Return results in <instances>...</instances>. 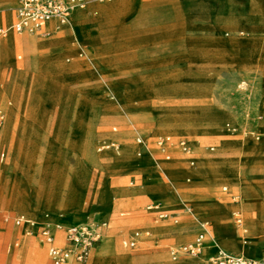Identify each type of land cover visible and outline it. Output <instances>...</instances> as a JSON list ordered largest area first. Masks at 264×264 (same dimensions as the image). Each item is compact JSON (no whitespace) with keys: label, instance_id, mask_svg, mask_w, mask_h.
Returning a JSON list of instances; mask_svg holds the SVG:
<instances>
[{"label":"rangeland","instance_id":"374dc122","mask_svg":"<svg viewBox=\"0 0 264 264\" xmlns=\"http://www.w3.org/2000/svg\"><path fill=\"white\" fill-rule=\"evenodd\" d=\"M74 12L64 26L73 28ZM0 29H4L1 47L12 26ZM104 29H109V34L86 38L79 28H73L74 45L84 48L100 37L97 44H106L104 49L116 42L115 50L99 51L100 47L86 46L78 49L83 56L75 50L59 52L66 66L85 64L78 69L84 73L82 78L36 85L29 113L46 110L41 116L42 124L36 123L33 128L37 132L29 149L17 150L14 143L10 147L2 142L1 131L8 117L5 108L0 107L5 114L0 125V264H41L39 252L48 258L40 232L27 234L26 229L15 223L17 216L32 221L27 213L9 205L19 191L36 194L58 190L64 197L70 185L80 187V211L87 217L85 222L105 223V239L93 248L90 259L96 250L109 247L113 255L124 257L114 264L170 261L167 246H180L201 230L202 220L192 211L196 201L211 199L235 205L238 203L234 198L240 202V196L247 194L243 191L241 195L237 186L217 179L194 184L184 169L192 167L193 161L202 156H246L247 142L260 145L264 141V0H167L136 7L132 14L115 25L109 22ZM114 30L120 34L111 40ZM30 36L41 42L53 35L37 31ZM46 42L37 43L30 51H40ZM51 52L43 50L38 54L40 59L31 58L29 62L35 65L32 71L24 65L32 54L25 48L14 50L25 69L24 79L21 74L12 83L15 86L21 81L20 95L36 75L42 74L41 65ZM0 60L15 63L7 61L1 52ZM8 71V66L0 63V88L8 92L6 107L13 109L17 92L13 88L12 97L9 94ZM179 125L204 131L171 130ZM18 131L16 126L14 133ZM163 136L174 141L165 145L164 150L158 144ZM138 137L142 138L141 143ZM184 138L189 141L186 144L191 146L192 154L182 150L179 142ZM223 141L237 145L222 149ZM131 145L132 151H125ZM139 153L151 158L153 170L141 173L124 168L130 160L141 157ZM158 162H171L176 169L164 174L157 167ZM181 167L184 169L180 170ZM239 178L245 183L264 184V167L243 165ZM172 183L176 185V196L167 201L162 188ZM223 187L227 190L223 191ZM103 194L112 200L113 210L109 215L93 214L90 206ZM36 200L40 202L41 198L36 195ZM42 208L40 214L46 216L50 208L47 201ZM59 208L64 209L65 205L60 204ZM187 208L195 217L181 224L188 226V233L178 235L179 240L186 239L177 243L172 235L178 223L172 214L176 210L187 214ZM240 208L247 214L245 201ZM235 212L238 208L233 206L231 225L227 226L224 220L213 224L214 230L206 238L208 251L221 247L239 252L242 241L249 239L252 250L248 254L254 256L255 236L247 227L240 229V241L236 239L235 228L239 225ZM160 213L168 216L161 218ZM34 221L39 231L46 225L53 231L60 230L57 234L60 246L66 243L64 227L82 224L53 222L50 218ZM162 223L164 228H158ZM136 231L141 235L140 241L130 246L128 240ZM159 255V260H155ZM256 255L264 256V246L257 247Z\"/></svg>","mask_w":264,"mask_h":264},{"label":"crops","instance_id":"0c3cea01","mask_svg":"<svg viewBox=\"0 0 264 264\" xmlns=\"http://www.w3.org/2000/svg\"><path fill=\"white\" fill-rule=\"evenodd\" d=\"M104 1V0H103ZM167 0H140L138 2H135L133 0H114L113 2H100V4H88L87 7L84 10H78L74 13V24H80V23H89L94 22L96 20L97 16H100L102 18H108L110 25H115L121 18H124L134 12L136 7H148L150 5L158 4V3H164ZM169 1V0H168ZM19 5V0H0V28H3L5 26H13V23L16 20V8ZM74 12V11H73ZM72 12V13H73ZM89 13V14H88ZM108 22V23H109ZM40 32L53 35L51 38L38 42L36 38L30 36L32 33L29 32H16L13 30L9 31L8 33V39H5L2 41L0 52L3 57L7 59V61H13L15 63L9 64L4 63L0 60V63L7 65L9 68L8 71V91H10V96L12 97V91L9 88V85L16 82L18 78L23 74V79L25 77V69L23 68V62L20 63L17 61L14 50L17 48H25L29 51V53L32 54L30 58L25 61L24 65L29 66L32 71L35 68V65L33 63H30V59L33 57H38V54H40L43 50H50L52 51L50 55L45 56V61L41 65L43 68L42 74L39 76V82L38 83H47V82H54L58 79H64L67 81L80 79L84 76V73L79 71V67L84 66L85 64H76L75 66H66L64 60H63V54L59 53L61 50L65 52H74L78 51V49H84L87 47H97L99 48V51H112L115 50L117 47L114 43L108 44V48L105 45L97 44L98 39L100 37L96 38L95 40H92V45L86 44L84 48H79L75 46L74 40H73V28L71 26H64L63 24L60 25L57 21H50L46 23L40 30ZM119 32L114 30V33L110 37L112 38L119 36ZM109 38V37H107ZM1 39V35H0ZM25 39H31L35 43H43L46 42L43 46V48L38 52H31L28 48V44H26ZM97 40V41H96ZM86 42V41H85ZM53 50H56V52H53ZM79 56H83V52L80 50L77 52ZM40 59V58H39ZM39 61V60H38ZM43 61V60H42ZM40 61V62H42ZM39 62V63H40ZM77 69V70H75ZM31 71V72H32ZM31 73H29L30 75ZM27 75V76H29ZM4 89V88H1ZM7 91V90H5ZM8 93V92H7ZM4 107V106H3ZM5 108V107H4ZM7 113L6 108L4 109ZM46 109H40L37 110L34 114H30L29 110L27 109H19L14 111L10 115V119L8 118L6 123L7 125V138L5 140L6 145L13 147L15 149L20 148H26L29 149L30 145L32 144V139H34L36 130H33L34 127H36V123H41V116L44 113ZM0 117L2 118L0 125L2 124L5 114L3 111L0 112ZM8 117V115H7ZM159 125V124H158ZM18 126L19 131L15 134L14 128ZM159 128V126H158ZM157 128V129H158ZM264 128V124H263ZM171 130H182V131H188V132H196L200 133L203 132V129L199 128H189L187 126L179 125ZM40 138L42 137V134L39 132ZM138 141V140H137ZM181 141H185L186 143L189 141H186L184 138ZM50 142L52 143L53 140L50 139ZM139 142V141H138ZM174 142V141H173ZM194 145L196 144L195 140L191 141ZM12 143L13 146H12ZM141 143V142H139ZM220 147L222 149L234 147L237 144L235 142H221ZM240 145V144H239ZM245 145V144H244ZM190 148L191 146L188 145ZM182 148V147H181ZM133 149L132 145L127 147L125 151L131 152ZM211 150H214V147L210 148ZM183 150V149H182ZM184 151V150H183ZM244 152L246 156L243 157H224V156H216V157H208V156H202L197 159L196 162L193 161L192 167L189 168H179L180 170H185V174L188 176H191L193 179L194 184H204L206 182H210L212 180L217 179L218 181L225 182L231 185H235L238 187L240 194L242 195V192H246L247 194L245 196H240L241 201L239 202L234 198V201L238 204L235 205H223L216 203L214 200L206 199V200H198L195 203V209H192L194 213L198 215V220H204L209 222V230L210 232H213L214 230V223H219L222 220L225 221V224L227 226L231 225L233 222L231 219V210L233 206L238 208V212H235V221L237 223V216H240L242 219L241 228L240 224L239 226H236V239L240 241L242 237V231L240 229H243L244 227H247L248 232L253 234L255 237L253 241L256 243L255 246V255L254 258H264L263 255H260L257 257L256 255V249L258 246H264V184L260 182H243L239 178V172L242 166H262L264 167V141L261 142L260 145H254L252 143H246V148L244 149ZM142 153H139L138 155L141 156ZM188 154H192L191 152ZM207 162V163H206ZM207 164V165H206ZM210 164V166H209ZM157 167L166 174V172L170 169H173L174 167L171 162H164V163H157ZM126 170L129 172L131 171H138L141 173H144L148 170H153L155 168V164L152 162L151 158L144 154L139 158H135L130 160V162L124 166ZM190 181L191 179H187ZM176 188V185L172 183L171 185H164L162 188L163 192L165 193V199L167 201H171L175 198L174 189ZM227 187H223V191H226ZM30 191L21 192L19 191L18 195L16 196V200L14 202H9V205H13L16 207L19 211L27 213L32 221L36 219H44V218H50L53 222H64V223H83L86 221V215L81 214L80 211V195H81V188L76 185H70V187L67 190V193L64 197L60 194V191L55 190L52 195L49 194V192H43L40 202L36 200V194L29 193ZM45 201L48 202V205H50V208L48 212L50 213V217H46L43 214H40L41 211H43L42 205H44ZM243 201L246 202L247 205V214L244 213L240 206L243 205ZM64 204L65 208L60 209L59 205ZM113 203L109 196L102 195L101 198L97 201L95 205L90 206L92 213H98L100 216L109 215L111 214L113 210ZM181 212V216L179 217L178 226L176 227V231L173 233L172 238L175 239V242L180 243L183 242L186 238H182L179 240L178 235L181 234H187V225H181L183 222L188 220L189 218H194V214L185 213L183 210H176L175 212ZM173 212V213H175ZM67 213V214H65ZM241 213L244 215L242 216ZM22 215H24L22 213ZM20 216L15 217V223L16 219ZM232 221V222H231ZM34 226H30L27 223L21 224L24 229H26V232L28 230H31L32 232H40L39 227L37 226L36 221ZM17 224V223H16ZM180 224V225H179ZM234 224V223H233ZM18 225V224H17ZM160 229H163V223L159 224L157 226ZM55 233V243L57 244V234L61 233L60 230L53 231ZM30 234V233H27ZM196 236V235H195ZM39 237L41 238L40 234ZM141 235L139 232H134L131 237L129 238V245L135 246L140 241ZM195 238V237H194ZM193 238V239H194ZM105 239V236L103 237L102 243ZM191 239L188 242L193 241ZM249 240V239H248ZM41 242L46 245L47 255L48 258L44 255V253L39 252L38 258L40 259L41 264H54L51 260L49 254H48V244H46L42 238ZM134 242V245H131V243ZM243 242V241H242ZM99 243V244H100ZM184 243V244H185ZM243 244V243H242ZM58 245V244H57ZM252 245V244H251ZM60 246V245H58ZM66 243L64 246L65 247ZM177 247L176 245H168L167 246V254L168 258L170 257L169 250L170 248ZM245 249L244 245L242 246L241 251ZM229 252L234 253H240L236 251H230L228 249H225ZM252 250V248H251ZM208 246L206 245L203 251L204 256H210L208 254ZM217 251H215L213 254H215ZM250 253V252H249ZM96 252L93 254L90 261L87 260L85 264H114L122 261L124 259L123 256H116L113 255V253L110 251V248L108 247L106 250L101 251L99 255ZM242 254V253H240ZM159 257L154 258L155 260H159ZM252 258V257H251ZM51 263L49 262V260ZM166 263V262H165Z\"/></svg>","mask_w":264,"mask_h":264},{"label":"built area","instance_id":"2783aa9c","mask_svg":"<svg viewBox=\"0 0 264 264\" xmlns=\"http://www.w3.org/2000/svg\"><path fill=\"white\" fill-rule=\"evenodd\" d=\"M86 0H19L16 8V20L13 23V30L19 33H35L46 23L57 21L60 25L69 22L72 11L76 7L85 5ZM4 29H0V35ZM2 118L0 117V123ZM137 140L142 142V138ZM170 136H163L158 139V144L165 149V145L172 144ZM186 153L191 148L185 141L179 142ZM186 211L192 213L190 208ZM193 214V213H192ZM167 213H160V217H167ZM174 221L178 222L181 212L172 214ZM18 225L27 223L34 226L35 222L23 217L16 219ZM237 223L242 224V219L237 216ZM104 222H84L78 225L64 227L66 246L61 247L55 243V233L48 225L40 230L42 240L48 244V254L54 264H85L89 259L92 250L103 239ZM60 228V226H58ZM200 231L193 241L170 248V261L164 264H264V258H248L240 253L229 252L225 249L218 250L215 254L204 256L206 238L209 230V222H200ZM27 233H31L28 230ZM134 245V242L131 243Z\"/></svg>","mask_w":264,"mask_h":264},{"label":"bare ground","instance_id":"6f19581e","mask_svg":"<svg viewBox=\"0 0 264 264\" xmlns=\"http://www.w3.org/2000/svg\"><path fill=\"white\" fill-rule=\"evenodd\" d=\"M87 1H88V4H91V3H93V4H96V3H94V1L95 0H86V3H85V5H83L82 7H76L73 11H78V10H84L86 7H87ZM100 2L101 1H103V0H99ZM105 1V0H104ZM103 1V2H104ZM97 2H98V0H97ZM87 4V5H86ZM86 6V7H85ZM72 11V12H73ZM74 12V13H75ZM89 14V13H88ZM71 17V16H70ZM69 21H70V19H69ZM109 22V20H108V18H102V17H100V16H97L96 17V20L94 21V22H89V23H80V24H77V25H75L74 24V26H73V28L74 29H78L79 28V30L81 31V33L86 37V38H89V37H95V36H101V34H109V29H104V28H106V26H108V23ZM68 23V22H67ZM73 23H74V18H73ZM71 24V23H70ZM67 25H69V24H67ZM13 28V27H12ZM103 29H104V31H103ZM6 39H8V37L6 38ZM25 41H26V44H28V48L31 50V49H35V47H36V44L37 43H35V42H33L31 39H25ZM90 56V55H89ZM92 56H90V62H92L93 60H92V58H91ZM75 66V65H74ZM80 68V67H79ZM75 70H77V69H75ZM34 75H35V73H34ZM38 82H39V76L38 75H36V77H35V80L34 81H32L31 83H30V86L27 88V90H26V92L24 93V94H22V95H20V91H21V88H22V85H21V81L19 80L18 82H17V85H13V84H10L9 85V88L10 89H13V88H15V92H17L16 93V99H17V104H16V107L15 108H13V109H9V108H7L6 107V104H5V99H6V92H5V90L4 89H1L0 88V107H2V106H4L5 108H6V110H7V115H8V118L10 119V115L14 112V111H16V110H19V109H28L29 108V106H30V103L33 101V98H34V96L36 95V93H37V91L35 90V88L37 87L36 85L38 84ZM8 125V124H7ZM7 125L4 127V129L1 131V140H2V142L4 143L5 142V140H6V138H7ZM83 140H85V139H83ZM118 156V155H117ZM207 163V162H206ZM207 165V164H206ZM209 166H210V164H209ZM54 191L55 190H53L52 191V193H49L50 195H52L53 193H54ZM41 191H38V193H36V195L39 197V198H41ZM46 217H50V214L49 213H47L46 214ZM202 221H204V220H202ZM210 234V231L208 232V235ZM207 235V236H208ZM180 237H182V234L181 235H179ZM214 242V241H213ZM243 245H244V247H245V249L243 250V251H240V253H242L244 256H246V257H248V258H251V257H253V256H251V255H249L248 253L251 251V248H252V245H251V243H250V241L248 240V239H244L243 240ZM220 249H223V248H221V247H217V249L215 250V251H218V250H220ZM101 251H103L102 249H99L98 250V252H97V254L96 255H99L100 254V252ZM214 251V252H215ZM214 252H208V254L209 255H213V253ZM47 264V263H46Z\"/></svg>","mask_w":264,"mask_h":264}]
</instances>
